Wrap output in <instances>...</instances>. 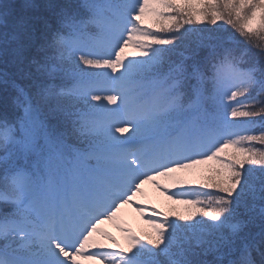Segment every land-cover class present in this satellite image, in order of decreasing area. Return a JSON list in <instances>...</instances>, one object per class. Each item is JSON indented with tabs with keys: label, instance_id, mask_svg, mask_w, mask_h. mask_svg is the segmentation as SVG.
I'll use <instances>...</instances> for the list:
<instances>
[{
	"label": "snow or ice",
	"instance_id": "6c2138e0",
	"mask_svg": "<svg viewBox=\"0 0 264 264\" xmlns=\"http://www.w3.org/2000/svg\"><path fill=\"white\" fill-rule=\"evenodd\" d=\"M0 105V264H264V0H0Z\"/></svg>",
	"mask_w": 264,
	"mask_h": 264
},
{
	"label": "trees",
	"instance_id": "16d2710c",
	"mask_svg": "<svg viewBox=\"0 0 264 264\" xmlns=\"http://www.w3.org/2000/svg\"><path fill=\"white\" fill-rule=\"evenodd\" d=\"M79 2L83 3L84 0H79ZM145 23H151V18L149 16L145 17ZM226 28L230 30V26L225 25ZM183 49H178L177 56L179 54V51H182ZM128 53H133L136 51L135 48L130 47L129 49L126 50ZM107 93H104L106 95ZM4 115H8L9 118H13L15 115H18V113L13 112L11 109H9L8 112H5V109L3 108L2 105H0V118H2ZM229 152L231 149L228 150ZM218 166V161L216 160H210L207 161L206 163L199 164L196 166L195 170H189L183 173H180L181 176H183L185 179L188 180H196V181H203L206 179L207 174L210 173L213 169H215ZM173 191H178L180 190V186H176L175 188L172 189ZM149 195L146 197L145 201L141 203V205L146 206L145 210L142 214L141 213H134V214H129L131 218L126 219L122 221L121 214L126 212V208H130L133 210L132 206H123L121 210L117 213V219L118 221H122L117 224V227L115 230H113L112 235L116 238V242H118L121 246H127V239H126V234L121 230V225H123L126 228H131L136 234L141 235V236H146L149 235L153 232L152 226L150 224V218L155 216V213L152 211L153 209L160 210L164 213H173V212H179V213H184L187 214L189 211L188 206L180 203H176L173 200L169 199V195H171V192L165 193L159 188H153L148 191ZM163 193V195L166 197L165 204L159 205L152 201V198H155L158 194ZM157 204V206H156ZM3 241H0V244H2ZM112 243V242H108Z\"/></svg>",
	"mask_w": 264,
	"mask_h": 264
},
{
	"label": "rangeland",
	"instance_id": "374dc122",
	"mask_svg": "<svg viewBox=\"0 0 264 264\" xmlns=\"http://www.w3.org/2000/svg\"><path fill=\"white\" fill-rule=\"evenodd\" d=\"M144 185H145L144 188L147 189V190H151L152 187L155 188V189L158 188L156 186V184L152 186V182L145 183ZM145 195H146V192H144V190H142L140 193H138L136 195V198H135L136 199V202L142 203L143 201H145V199H146L144 197ZM148 195H149V193H147L146 197ZM151 200L154 201L155 203H157L158 206H159L160 204L161 205L165 204L166 197L161 192L160 194H158L155 198H152ZM157 204H156V206H157ZM127 206H129V205H127ZM138 211H139V209L136 206H135V208H133V210L130 209V208H126V212L124 211V213L121 214L122 221H124L126 219L129 220V218H131V216L129 214H134V213H136ZM112 221H115V220H112ZM122 221H116V224H118V223H120ZM114 224L115 223H113L111 221H106L105 223H103V224L100 225V228H101L102 231H105V232H108V233H109L108 230L109 229H112V232H113L115 226L113 227L112 225H114ZM97 239L99 240V242L104 241L102 243L108 244V240L106 238L102 237V236H98ZM80 259L84 263L87 262L86 264L93 262V261L89 260L86 255L85 256H81Z\"/></svg>",
	"mask_w": 264,
	"mask_h": 264
}]
</instances>
